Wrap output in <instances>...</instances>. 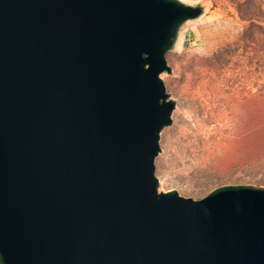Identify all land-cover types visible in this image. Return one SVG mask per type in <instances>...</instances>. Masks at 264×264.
Here are the masks:
<instances>
[{
  "label": "water",
  "instance_id": "95a60500",
  "mask_svg": "<svg viewBox=\"0 0 264 264\" xmlns=\"http://www.w3.org/2000/svg\"><path fill=\"white\" fill-rule=\"evenodd\" d=\"M178 0H0V264H264V187L158 192Z\"/></svg>",
  "mask_w": 264,
  "mask_h": 264
},
{
  "label": "rangeland",
  "instance_id": "374dc122",
  "mask_svg": "<svg viewBox=\"0 0 264 264\" xmlns=\"http://www.w3.org/2000/svg\"><path fill=\"white\" fill-rule=\"evenodd\" d=\"M178 1L201 14L165 54L175 107L154 160L158 192L197 201L226 185L264 187V0Z\"/></svg>",
  "mask_w": 264,
  "mask_h": 264
},
{
  "label": "bare ground",
  "instance_id": "6f19581e",
  "mask_svg": "<svg viewBox=\"0 0 264 264\" xmlns=\"http://www.w3.org/2000/svg\"><path fill=\"white\" fill-rule=\"evenodd\" d=\"M178 39H179V37H178Z\"/></svg>",
  "mask_w": 264,
  "mask_h": 264
}]
</instances>
